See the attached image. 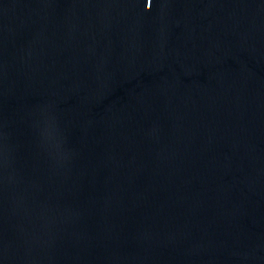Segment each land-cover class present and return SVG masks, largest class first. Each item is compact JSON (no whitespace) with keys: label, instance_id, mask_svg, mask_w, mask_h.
Segmentation results:
<instances>
[{"label":"water","instance_id":"water-1","mask_svg":"<svg viewBox=\"0 0 264 264\" xmlns=\"http://www.w3.org/2000/svg\"><path fill=\"white\" fill-rule=\"evenodd\" d=\"M0 264H264V0H0Z\"/></svg>","mask_w":264,"mask_h":264}]
</instances>
